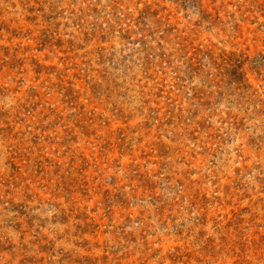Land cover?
<instances>
[{"label": "rangeland", "instance_id": "obj_1", "mask_svg": "<svg viewBox=\"0 0 264 264\" xmlns=\"http://www.w3.org/2000/svg\"><path fill=\"white\" fill-rule=\"evenodd\" d=\"M0 264H264V0H0Z\"/></svg>", "mask_w": 264, "mask_h": 264}]
</instances>
